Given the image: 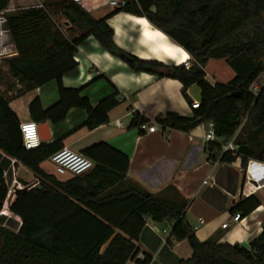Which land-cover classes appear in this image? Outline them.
<instances>
[{
	"label": "trees",
	"instance_id": "obj_1",
	"mask_svg": "<svg viewBox=\"0 0 264 264\" xmlns=\"http://www.w3.org/2000/svg\"><path fill=\"white\" fill-rule=\"evenodd\" d=\"M9 1L0 0V13H4V26L16 55L0 60V85L6 82L1 71L5 67L7 78L17 88L13 98L50 82L57 87L58 100L49 108L44 109L39 98L30 102L31 122L56 125L73 108L86 113L82 126L88 131L108 122V113L119 103L117 92L93 107L80 90L62 86L64 76L77 72V48L93 37L103 51L133 73L176 80L185 97L190 87H197L199 108L192 110V117L165 114L155 119L161 128L189 133L200 124L212 123L216 141L207 144L209 160L231 164L240 158L243 168L249 160L264 162V86L256 93L250 90L264 75V0H122L102 19H94L73 1L64 0L59 3L61 13L68 26L79 31L76 37L60 29L48 6L5 13ZM118 13L146 19L188 54L189 67L143 61L116 47L106 21ZM210 60H225L234 72L233 79L209 84L204 67ZM141 124L146 121L136 114L130 127ZM19 125L0 90V151L55 189L15 192L9 212L21 225L17 233L0 228V264H127L138 255L136 243L148 219L173 223L171 237L188 242L192 255L178 264H264V221L261 234L248 248L201 242L186 221L187 201L179 195L155 196L135 186L124 188L127 156L104 143L93 145L81 154L92 161V169L60 182L46 176L40 164L62 149V139L26 150ZM232 139L237 150L222 152V146ZM7 195L0 169V212ZM259 206L251 195L231 211L245 217ZM136 262L149 264L150 258Z\"/></svg>",
	"mask_w": 264,
	"mask_h": 264
},
{
	"label": "crops",
	"instance_id": "obj_2",
	"mask_svg": "<svg viewBox=\"0 0 264 264\" xmlns=\"http://www.w3.org/2000/svg\"><path fill=\"white\" fill-rule=\"evenodd\" d=\"M62 1L64 0H10L5 13L46 5L50 8L52 19L57 22L60 29L76 37L80 34L79 31L69 27L62 16L59 5ZM112 1L117 5L122 2V0H80L76 4L92 18L102 19L115 9L110 5ZM106 24L113 33L114 45L137 59L155 61L167 66H180L184 61L190 60L185 51L152 27L144 18L118 13L110 16ZM5 30V26L1 25L0 32ZM160 38H165L173 49L172 58L164 52ZM15 55L9 33H2L0 60ZM74 61L78 66L77 72L62 78V86L65 89L80 90L81 97L86 98L93 107L115 92L118 94L119 103L108 113V122L91 131L82 126L86 120V113L79 109H70L62 122L56 125L45 123L49 135L47 142L62 139V148L78 154H82L93 145L107 144L127 156L129 160L127 186L124 185V188L135 186L155 196L175 193L187 201L185 218L199 241L248 248L249 243L262 232L264 185L255 189L258 186L256 182H246V168L241 166L240 158L231 164L208 159V142L204 140L208 123L198 125L189 133H183L163 129L155 122L156 118L169 113L191 118L193 113L191 103H199V91L193 89L195 86L186 91V98L182 94L181 84L176 80L158 78L146 73H133L125 63L103 51L93 37L87 38L77 48ZM1 71L6 77V82L1 83L0 90L9 100V106L20 124L31 121L28 105L35 98H39L44 109L57 102L55 82L32 90L19 98H13L12 95L17 88H14L13 81L7 78L5 67H2ZM205 80L209 84H215L209 81L206 72ZM9 85L12 89H8ZM136 114L149 126L156 124L159 130L147 133L130 127ZM0 169L4 174L8 195L13 193L15 196L17 190L23 189L35 191L55 189V186L34 175L1 151ZM40 169L46 176L60 182L75 177L58 176L50 159L42 162ZM205 181L207 184H204ZM170 187L174 190H168ZM251 195L258 199L260 206L248 216L240 217L238 222H234L232 218L236 214H233L232 208L240 200ZM14 196L10 204H7L6 198L0 212V228L17 233L21 221L9 212ZM4 209L6 213L3 214ZM224 224H227L226 228H222ZM172 226L173 223L158 224L146 220L136 247L139 255L150 258L149 264H178L190 259L192 251L188 242L175 241L171 237Z\"/></svg>",
	"mask_w": 264,
	"mask_h": 264
},
{
	"label": "built area",
	"instance_id": "obj_3",
	"mask_svg": "<svg viewBox=\"0 0 264 264\" xmlns=\"http://www.w3.org/2000/svg\"><path fill=\"white\" fill-rule=\"evenodd\" d=\"M73 2L79 3L80 0H73ZM110 5L113 7L118 6L115 1L110 2ZM3 15L4 13H0V25H5V18ZM2 33L9 32L5 30L3 32H0V35ZM183 65L186 68L189 67L188 62L183 63ZM190 106L192 110H195L199 108V103L193 102ZM138 129L142 132L154 133L159 130V127L156 124H152L151 126H149L148 124H141L139 125ZM19 130L21 134L22 145L26 150H32L38 148L41 145L42 142L38 134V124L31 121L21 123L19 125ZM204 140L208 143L216 141V137L214 135V125L212 123H208ZM236 150L237 147L232 140L222 146V152L234 153ZM50 161L54 165L55 173L58 176H80L90 171L93 167V163L91 160L87 159L81 154L72 152L67 148H62L53 156H51ZM246 173L247 183L256 182L258 184L255 189H259L261 185H264V162L249 160L246 167ZM204 184H207V181H205ZM239 219V214H236L232 218L234 222H238ZM226 227L227 224H224L222 226V228ZM138 259L142 260L143 257L138 254L134 260H130L127 264H137L136 260Z\"/></svg>",
	"mask_w": 264,
	"mask_h": 264
},
{
	"label": "rangeland",
	"instance_id": "obj_4",
	"mask_svg": "<svg viewBox=\"0 0 264 264\" xmlns=\"http://www.w3.org/2000/svg\"><path fill=\"white\" fill-rule=\"evenodd\" d=\"M262 18H263V21H264V14L262 15ZM204 68H205V72H206V74L208 76L209 81L214 82V83L225 84V83L228 82V80H230L234 76L233 72L227 66L226 62L222 61V60H210L205 65ZM262 86H264V75H262L256 81V83L251 86L250 90L253 93H256L257 90H259ZM193 89L198 90L196 87H193ZM240 130H241V127H240ZM4 213H6V209H4L3 214Z\"/></svg>",
	"mask_w": 264,
	"mask_h": 264
},
{
	"label": "water",
	"instance_id": "obj_5",
	"mask_svg": "<svg viewBox=\"0 0 264 264\" xmlns=\"http://www.w3.org/2000/svg\"><path fill=\"white\" fill-rule=\"evenodd\" d=\"M120 5L121 3L118 4V6ZM38 134L42 143L49 141L48 126L46 124L38 125ZM13 196H14L13 193H9L7 198V204H10V201L12 200ZM104 248L105 246L102 248V250Z\"/></svg>",
	"mask_w": 264,
	"mask_h": 264
},
{
	"label": "bare ground",
	"instance_id": "obj_6",
	"mask_svg": "<svg viewBox=\"0 0 264 264\" xmlns=\"http://www.w3.org/2000/svg\"><path fill=\"white\" fill-rule=\"evenodd\" d=\"M160 41H162V46H163L164 52L168 53V55H169L168 57L172 58L173 57V53H172L173 49L171 48V46L168 44V42L165 40V38H160ZM185 62L186 61H184V63Z\"/></svg>",
	"mask_w": 264,
	"mask_h": 264
}]
</instances>
